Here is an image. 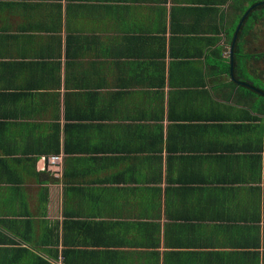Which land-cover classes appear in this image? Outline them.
<instances>
[{
  "label": "crops",
  "instance_id": "obj_1",
  "mask_svg": "<svg viewBox=\"0 0 264 264\" xmlns=\"http://www.w3.org/2000/svg\"><path fill=\"white\" fill-rule=\"evenodd\" d=\"M260 2L0 0V264H264Z\"/></svg>",
  "mask_w": 264,
  "mask_h": 264
},
{
  "label": "water",
  "instance_id": "obj_2",
  "mask_svg": "<svg viewBox=\"0 0 264 264\" xmlns=\"http://www.w3.org/2000/svg\"><path fill=\"white\" fill-rule=\"evenodd\" d=\"M250 11V10H249ZM248 13V12H247ZM245 17H246V15L244 16V18L241 20V22H240V24L238 25V27H237V30H236V35H235V40H236V38L238 37V34H239V32H240V29H241V27H242V24L244 23V20H245ZM232 57L234 56V48H232Z\"/></svg>",
  "mask_w": 264,
  "mask_h": 264
},
{
  "label": "trees",
  "instance_id": "obj_3",
  "mask_svg": "<svg viewBox=\"0 0 264 264\" xmlns=\"http://www.w3.org/2000/svg\"><path fill=\"white\" fill-rule=\"evenodd\" d=\"M261 3H262V2H260V9H261V8H264V5H262ZM245 11H246V10H245ZM245 11H244V12H245ZM235 55H236L237 57L240 55V49H239L238 46L236 47Z\"/></svg>",
  "mask_w": 264,
  "mask_h": 264
},
{
  "label": "rangeland",
  "instance_id": "obj_4",
  "mask_svg": "<svg viewBox=\"0 0 264 264\" xmlns=\"http://www.w3.org/2000/svg\"><path fill=\"white\" fill-rule=\"evenodd\" d=\"M261 2H264V0H260ZM259 14H260V16L263 14L264 15V10H260L259 11ZM264 33V32H263ZM260 35H262V34H260Z\"/></svg>",
  "mask_w": 264,
  "mask_h": 264
}]
</instances>
